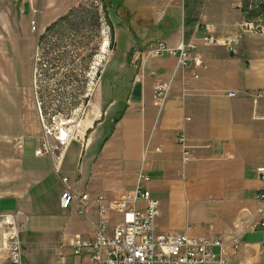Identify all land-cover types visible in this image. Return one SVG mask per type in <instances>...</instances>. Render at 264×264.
<instances>
[{
	"label": "crops",
	"instance_id": "0c3cea01",
	"mask_svg": "<svg viewBox=\"0 0 264 264\" xmlns=\"http://www.w3.org/2000/svg\"><path fill=\"white\" fill-rule=\"evenodd\" d=\"M243 1L117 0L115 5L111 1L117 21L113 25L111 59L119 53L112 74H119L116 76L118 82L126 77L131 85L124 111L133 117L134 124L131 129L137 149L133 164L136 169L134 186L143 174L148 177L147 187L155 181V187L169 196L170 215L168 217L167 212L166 225L161 229L157 226L159 231H187L192 235L225 238V231L232 229L245 211L255 207L254 194L260 184L256 169L264 157V35L242 31L241 25L248 22ZM205 34L221 41L241 37L231 46L205 45L200 41ZM158 41L170 47L179 43L195 44V52L202 57L205 67L183 68L174 56L145 59L146 51ZM194 73L198 77L195 78ZM158 80L170 85L162 106L153 101V86ZM229 92H234L235 96H229ZM259 93L261 97H257ZM111 104H117L114 98ZM139 113L140 120L134 122ZM180 133L186 138L184 147L190 152L189 161L183 160V147L178 143ZM109 139L84 164L89 166L97 161L111 160L107 157L109 154H105ZM58 140L65 145L63 152H67L72 142L60 137ZM25 145L22 141L21 179H0L1 188H12L0 195V210H7L3 204L12 202L13 209L7 211L21 210L26 216L20 235L21 264H84L85 256H74L72 240L77 235L81 238L92 235L96 215L94 210L89 212V217L79 214L76 204L62 209L60 196L69 186L77 197L84 193L95 197L91 195L95 188L87 186L88 181H85L82 190L81 173L77 172L71 186L62 185L66 177L62 175L61 186L50 184L52 190L49 192L46 189L48 161H42L45 157H37L33 148L24 151ZM83 145L84 151L93 141ZM5 157H0L1 164L8 168L12 162ZM23 163L28 167H23ZM51 163L58 175L62 163ZM74 165L77 168L79 164L74 161ZM249 165L255 168L250 170ZM221 169L230 182L228 186L218 185L213 189L217 194L219 190L228 191L232 206L236 205L232 207L235 214L223 222L225 226L214 232L212 225L193 228L178 219V212L184 213V203L188 201L186 194H201L207 188L203 183L185 181L208 174L220 175ZM150 177L154 179L151 181ZM120 192L110 196L117 197L124 191ZM248 235L259 240L245 243ZM263 245L264 228L248 232L237 250L226 247L227 264H264ZM215 252L218 256L219 249L215 248Z\"/></svg>",
	"mask_w": 264,
	"mask_h": 264
},
{
	"label": "rangeland",
	"instance_id": "374dc122",
	"mask_svg": "<svg viewBox=\"0 0 264 264\" xmlns=\"http://www.w3.org/2000/svg\"><path fill=\"white\" fill-rule=\"evenodd\" d=\"M111 1L113 5L117 2L0 0V157L6 156L12 162V166L5 168L0 159V179H21L19 167L24 158L21 144L25 141L24 151L33 148L37 157H45L42 161L49 163L46 181L49 192L50 184L61 186L62 175L66 176L62 185L71 186L77 172L81 173L82 190L85 181L95 188L92 196L103 195L109 200L115 192L134 188L137 150L131 132L134 124L133 117L124 111L131 85L126 77L118 82L119 74H112L119 53L111 59L113 25L117 22ZM243 8L248 22L264 35V0H244ZM112 98L117 103L114 106ZM136 115L134 122L141 118L140 113ZM62 129L67 132L66 141L72 142L67 152H63L65 145L58 140ZM109 137L105 154L111 160L84 164ZM91 140L93 145L83 151V144ZM77 152L80 153L76 155ZM74 161L79 164L77 168ZM51 162L62 163L60 176ZM249 166L250 170L255 168ZM223 170L220 175L208 174L185 181L203 183L207 188L201 194H186L188 201L184 203V213L178 212V219L193 228L212 225L214 232L225 226L223 222L235 214L232 207L236 205L232 206L228 191L219 190L217 194L213 189L228 186L230 181ZM148 187L160 203L162 215L156 224L161 229L167 224V212L170 215L169 196L155 187V181ZM11 189L0 187V195ZM67 190L71 191L69 186L63 193ZM12 206V202L3 204L7 210L13 209ZM7 210H0V264H21L20 235L26 216L21 210ZM258 240L248 235L244 242Z\"/></svg>",
	"mask_w": 264,
	"mask_h": 264
},
{
	"label": "built area",
	"instance_id": "2783aa9c",
	"mask_svg": "<svg viewBox=\"0 0 264 264\" xmlns=\"http://www.w3.org/2000/svg\"><path fill=\"white\" fill-rule=\"evenodd\" d=\"M33 26L35 27L34 23ZM241 27L243 32L259 33L250 22H244ZM240 37L221 41L220 38L205 34L200 41L205 45L231 46L237 44ZM195 48L193 43H179L170 47L158 41L146 51L145 59L174 56L183 68H204L205 63L196 54ZM193 76L198 77L196 73ZM169 86V82L164 80L155 82V105H163ZM228 95L234 97L235 93L229 92ZM257 97H261V94ZM185 142V135L180 133L178 143L183 147V160L189 161L190 152L184 147ZM155 151L158 152L159 148H155ZM256 173L260 184L254 194L255 207L251 211H245L233 228L225 231V238L192 235L187 231H159L156 220L160 203L146 186L148 177L143 174L139 175L132 190L109 200L103 195L90 197L87 193L77 197L67 190L60 199L62 209H69L72 204H76L79 214L89 217V212L94 210L96 215L92 235L88 238L77 235L72 240L73 254L75 257L85 256L84 264H227V246L235 251L241 245L245 234L264 228V157ZM189 229L188 226L187 230ZM215 248L219 249L218 256Z\"/></svg>",
	"mask_w": 264,
	"mask_h": 264
},
{
	"label": "bare ground",
	"instance_id": "6f19581e",
	"mask_svg": "<svg viewBox=\"0 0 264 264\" xmlns=\"http://www.w3.org/2000/svg\"><path fill=\"white\" fill-rule=\"evenodd\" d=\"M60 138L61 139H67V132H65L63 129L60 132ZM60 142H62V141H60ZM62 195H63V193H62Z\"/></svg>",
	"mask_w": 264,
	"mask_h": 264
}]
</instances>
